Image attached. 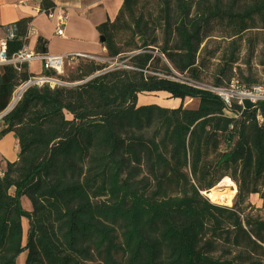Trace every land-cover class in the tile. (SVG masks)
<instances>
[{
	"label": "trees",
	"instance_id": "obj_1",
	"mask_svg": "<svg viewBox=\"0 0 264 264\" xmlns=\"http://www.w3.org/2000/svg\"><path fill=\"white\" fill-rule=\"evenodd\" d=\"M153 1L124 0L117 18L97 28L108 58L120 60L132 53L123 65L132 69L116 68L74 88H30L4 117L0 138L14 133L19 153L0 172V264H17L24 252L26 264L260 262L264 221L242 205L260 195L264 185L259 109H247L239 118L234 117L241 113L238 105L230 110L223 103L220 109H185L188 97L220 98L155 74L162 65L174 77L163 56L173 71L199 81V53L215 21L232 39L215 87H226L236 77L248 87L264 85L252 72L245 76L234 69L235 40L264 30V0ZM146 2L154 7L148 17L140 12ZM54 8L42 1L43 12ZM31 22L15 24L10 56L28 45ZM158 31L164 36L162 45ZM122 33L130 35L128 50L119 41ZM46 45L40 38L36 53L46 54ZM106 68L81 62L69 80L83 81ZM32 77L27 65L21 73L11 66L0 68V114ZM154 93H167L182 105H138L140 95ZM222 142L226 150L220 153ZM226 177L238 186L232 208L214 205L202 195ZM23 197L31 202V212L23 209ZM23 219L29 222L26 244ZM220 250L229 257H219Z\"/></svg>",
	"mask_w": 264,
	"mask_h": 264
},
{
	"label": "crops",
	"instance_id": "obj_2",
	"mask_svg": "<svg viewBox=\"0 0 264 264\" xmlns=\"http://www.w3.org/2000/svg\"><path fill=\"white\" fill-rule=\"evenodd\" d=\"M43 0H0V38L6 36L7 28L24 19H31L29 27L33 30L28 39V46L36 51L40 38L47 42L46 54L51 56H71L86 54L105 58L107 50L100 42L101 36L97 28L108 22H113L119 15L124 0H48L54 4V18L50 20L42 10ZM65 13L64 37L56 35L58 17ZM39 64V67H38ZM33 75L44 74L42 65L33 62L29 65ZM179 102V100H178ZM146 105L148 103H145ZM178 108V105H173ZM171 108V107H164ZM263 109L262 115H260ZM258 118L264 120V107H260ZM0 126V130L3 129ZM19 143L14 133L0 138V172L3 174L8 163L18 160ZM22 207L31 212L32 206L23 197ZM29 224L23 219L24 243L27 242ZM26 244V243H25ZM27 252L21 254L17 264H26Z\"/></svg>",
	"mask_w": 264,
	"mask_h": 264
},
{
	"label": "rangeland",
	"instance_id": "obj_3",
	"mask_svg": "<svg viewBox=\"0 0 264 264\" xmlns=\"http://www.w3.org/2000/svg\"><path fill=\"white\" fill-rule=\"evenodd\" d=\"M148 1L149 3L151 2L152 4L154 2L153 0H148ZM152 4L151 6H149L147 2L144 5L142 4L140 12H143L148 17V15L152 13L154 9ZM205 35L208 38L206 39L205 43L203 44L200 50L199 60H198V64L202 67L200 70L199 81L192 80L191 78H189L187 74L183 75L184 77L183 79L181 78H178V79L186 80L188 78L193 82L195 87L200 88L202 90L210 91L212 87H215L216 80L220 76L219 74L220 69L225 66L227 60L230 57V54L232 51V48H231L232 39L229 38L230 31H228L225 26H221L215 21L210 23ZM129 36H130L129 33H122L119 39L122 47H124L125 50L129 49V41H128ZM157 37L159 38V44L162 45V43L164 42L163 33L158 31ZM174 41L175 40L173 39L171 40V45H174ZM235 41H237V44H238L237 53H236L238 62L236 65H234V69H236L238 74L240 73V71L243 72L245 76H248L249 73L252 72L253 76L258 80V82H261V83L264 82V66H262V63L264 62V30H251L250 32L245 33L240 39H236ZM132 55H133L132 53H127L125 55H122L120 60L119 59L111 60L107 56L105 58L98 57L96 58V60H82L81 59V60H75V61H68L66 68H65L66 69L65 74L63 76L56 75L54 77H56L57 79L63 82H66L72 85L71 87H68V88H74V86L78 82H71L69 80V75L70 73H75L77 67L79 66L81 62L86 63L88 61V62H95L101 66L108 65V68L104 69L103 71L97 72L95 75H93L94 77L95 76L99 77V75L100 76L104 75V72L109 70L110 68L114 70L116 68L124 67L123 65L128 63V60H129L128 57ZM161 58L163 60V63H165L173 72V69L170 66V64L167 62L166 58L163 56ZM38 67H39V64H38ZM125 67L124 69H127ZM149 74H153V73H149ZM155 75L160 76V77H169L165 73V70L162 65L158 67V72ZM222 79L224 81H227L226 78L224 77H222ZM176 102H178V99H172L168 94L164 96L156 95V94L155 95L142 94L139 96L138 105L142 106V105H146L145 103H148L147 105L155 104L161 107H168V106L171 107L169 109H176L171 106V104H175ZM181 105H182V101L179 100L178 108ZM245 105L248 108L250 107V104L248 101L245 103ZM183 106L185 109H189V110L220 109L222 108V102H220L219 100L188 97L185 99ZM262 113H263V109L261 110L260 115H262ZM67 118L72 119V117L68 114H67ZM261 121L262 123L264 122L263 119ZM225 150H226L225 143L222 142L220 144L219 152L221 153V152H224ZM213 157L214 156H212L210 159H212ZM259 190L261 192L260 195H251L247 199V202H245L242 205L244 208H246L247 214H250L253 217L264 221V199L261 198V197H264V185L261 184L259 187ZM205 193L207 192H202L203 197H206L209 200V202L212 203L210 199L205 195ZM237 193L233 200V204L230 207L219 205V204H214V203L212 204L221 206V207L232 208L237 199ZM24 198L26 201H29L27 197H24ZM217 255L219 257H229L222 250H220L217 253ZM258 258L260 261L258 262V264H264V254H261V256H258Z\"/></svg>",
	"mask_w": 264,
	"mask_h": 264
},
{
	"label": "built area",
	"instance_id": "obj_4",
	"mask_svg": "<svg viewBox=\"0 0 264 264\" xmlns=\"http://www.w3.org/2000/svg\"><path fill=\"white\" fill-rule=\"evenodd\" d=\"M45 13V12H44ZM54 12L49 11V13H45L47 17L52 20L54 18ZM66 22V15L65 13H61L58 17V24L56 29V35L60 37H64V26ZM17 26L11 25L7 28L6 36L0 38V68L5 66L13 67L18 73L23 71L25 65L29 67L33 62H39L42 65L43 71H49L55 73V76H63L65 74V68L68 61H75V60H96V57L86 55V54H78V55H71V56H51L48 54H41L36 53L29 48L28 45H25L22 50L10 56L9 54V44L17 39ZM33 31L30 27L28 28V34L25 38L28 41L29 36ZM141 53V52H139ZM138 53V54H139ZM127 69H132L129 67H125ZM113 69L110 68L109 70L105 71V73L112 71ZM174 77H167L168 79L180 82L182 84H186L188 86L195 87L193 82L190 79L180 80L178 78L183 79L184 77L173 71ZM100 76V75H99ZM97 77V76H95ZM94 76L87 78L83 81H79L74 87L82 86L89 81L95 78ZM45 86L50 87V89L54 90L56 88L61 87H71L72 85L63 82L57 79L54 76H45L44 74L36 75L35 77L30 78L27 82L22 83L15 91L11 104L9 108L0 114V126L4 117L13 110L16 105L21 101L24 93L33 87L43 88ZM197 88V87H196ZM200 89V88H199ZM206 91V90H205ZM214 95L220 98V101L224 104L227 110L233 108L234 105H238L241 107V113L236 114L234 117L239 118L243 111L247 109H259L261 104H264V85H255L248 87V85L241 82L237 77L234 78L230 84L226 87H212L209 91ZM249 102L250 107L248 108L245 103ZM226 110V111H227ZM259 123L261 124L262 121L258 119Z\"/></svg>",
	"mask_w": 264,
	"mask_h": 264
},
{
	"label": "bare ground",
	"instance_id": "obj_5",
	"mask_svg": "<svg viewBox=\"0 0 264 264\" xmlns=\"http://www.w3.org/2000/svg\"><path fill=\"white\" fill-rule=\"evenodd\" d=\"M166 95L167 93H154L153 95ZM163 105V104H161ZM173 105H179V102H176ZM238 192L237 185L228 177H226L217 187L205 193V195L210 199L214 204L231 206L235 198L236 193Z\"/></svg>",
	"mask_w": 264,
	"mask_h": 264
},
{
	"label": "water",
	"instance_id": "obj_6",
	"mask_svg": "<svg viewBox=\"0 0 264 264\" xmlns=\"http://www.w3.org/2000/svg\"><path fill=\"white\" fill-rule=\"evenodd\" d=\"M100 42H101L102 44H104V43H105V39H104V38H101V39H100ZM44 53H46V50H44Z\"/></svg>",
	"mask_w": 264,
	"mask_h": 264
}]
</instances>
